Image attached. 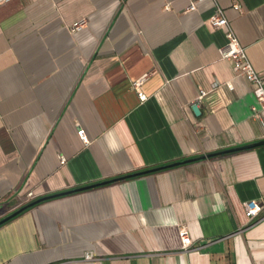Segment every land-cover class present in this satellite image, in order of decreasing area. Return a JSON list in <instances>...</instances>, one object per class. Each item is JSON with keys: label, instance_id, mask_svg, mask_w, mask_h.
I'll return each mask as SVG.
<instances>
[{"label": "crops", "instance_id": "0c3cea01", "mask_svg": "<svg viewBox=\"0 0 264 264\" xmlns=\"http://www.w3.org/2000/svg\"><path fill=\"white\" fill-rule=\"evenodd\" d=\"M189 2H0V218L264 139L251 82L220 56L213 1ZM218 2L264 76V0ZM0 264H264V144L38 202L0 224Z\"/></svg>", "mask_w": 264, "mask_h": 264}, {"label": "built area", "instance_id": "2783aa9c", "mask_svg": "<svg viewBox=\"0 0 264 264\" xmlns=\"http://www.w3.org/2000/svg\"><path fill=\"white\" fill-rule=\"evenodd\" d=\"M7 1V0H0ZM204 0H190L187 10H194L197 8V4ZM214 3V11L209 16V22L213 27H221L224 30V35L226 38V43L219 49L220 56L222 58L228 59L232 62V69L236 75H243L246 77L252 84L253 93L257 99L258 106H252L253 115H258L260 109L264 108V76L260 75L258 71L252 65L247 53L245 46L240 42L236 32L234 31L229 19L225 14L224 8L219 4L218 0H212ZM168 6V5H166ZM233 8L239 9L241 7L239 2L233 3ZM86 23L84 18H81L75 21L71 29L78 30L82 28ZM146 79V75L142 76L132 82V86L137 90L139 98L141 100L146 99V94L141 90V85ZM225 84L229 88H233L231 81H226ZM218 86V83L213 86L215 88ZM209 90L204 88L199 89L198 95L194 101L195 105H198L202 102L203 97L208 93ZM79 136L85 142H88L87 135L84 129L80 128L78 130ZM66 160L65 156H60V161L64 162ZM243 207L245 214L248 218L255 217L261 210L262 205L257 199H249L243 202ZM179 235L182 241V244L186 247L192 242V237L189 231L185 227L179 229ZM85 259H95L96 256L93 252L88 251L84 254Z\"/></svg>", "mask_w": 264, "mask_h": 264}, {"label": "water", "instance_id": "95a60500", "mask_svg": "<svg viewBox=\"0 0 264 264\" xmlns=\"http://www.w3.org/2000/svg\"><path fill=\"white\" fill-rule=\"evenodd\" d=\"M193 110L197 114L200 112V109H199V107L197 105L193 106ZM261 144H264V139L256 141V142L248 143V144H245V145L231 147V148L224 149V150L217 151V152L203 154V155H200L198 157L189 158V159H185V160H182V161H176V162H173V163H170V164H167V165H162V166H158V167H154V168H150V169H145V170L138 171V172H135V173H131V174H128V175H125V176H133V175H137V174H142V173L158 170V169H161V168H164V167H167V166H174V165H177V164H180V163L189 162V161H192L194 159L211 157V156L222 154V153H228V152H232V151H236V150H241V149L255 147V146H258V145H261ZM125 176L116 177V178L105 180V181H101V182H98V183L84 185V186H81V187H78V188H75V189H70V190H66V191L56 192V193H52V194H48V195L39 197L37 199H34V200L22 205L21 207H19L15 211H13V212L5 215L4 217L0 218V224H2L3 222L7 221L10 218H12L13 216L17 215L18 213H20L24 209H26V208H28V207H30V206L38 203V202H41V201H43L45 199L52 198V197L59 196V195H63V194H67V193H70V192L76 191V190H82V189H87V188H90V187H94V186H97L99 184H104V183H107V182L112 181V180L124 178Z\"/></svg>", "mask_w": 264, "mask_h": 264}, {"label": "trees", "instance_id": "16d2710c", "mask_svg": "<svg viewBox=\"0 0 264 264\" xmlns=\"http://www.w3.org/2000/svg\"><path fill=\"white\" fill-rule=\"evenodd\" d=\"M125 177H129V176H125ZM125 177H124V178H125ZM116 180H117V179H116ZM112 181H114V180H112ZM109 182H111V181H109ZM34 205H35V204H34ZM32 206H33V205H32Z\"/></svg>", "mask_w": 264, "mask_h": 264}]
</instances>
